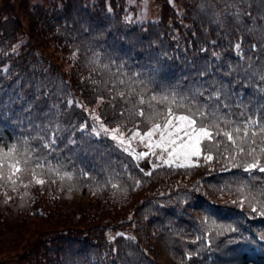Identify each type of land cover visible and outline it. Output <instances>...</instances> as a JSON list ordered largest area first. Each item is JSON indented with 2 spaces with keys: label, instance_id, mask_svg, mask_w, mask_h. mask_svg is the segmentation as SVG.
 <instances>
[{
  "label": "trees",
  "instance_id": "16d2710c",
  "mask_svg": "<svg viewBox=\"0 0 264 264\" xmlns=\"http://www.w3.org/2000/svg\"><path fill=\"white\" fill-rule=\"evenodd\" d=\"M159 3L137 22L126 0H0V264H264V136L146 170L102 131L198 88L264 123V0Z\"/></svg>",
  "mask_w": 264,
  "mask_h": 264
},
{
  "label": "snow or ice",
  "instance_id": "6c2138e0",
  "mask_svg": "<svg viewBox=\"0 0 264 264\" xmlns=\"http://www.w3.org/2000/svg\"><path fill=\"white\" fill-rule=\"evenodd\" d=\"M239 49V44L236 46ZM123 83V81H121ZM123 96V93L120 94ZM178 94L164 95L159 98L153 96L151 100L147 101L149 108H154L152 101L157 104L164 106L163 111H154L151 115H146L143 109H140L135 114L145 119L152 121L158 120L159 122L153 123L152 127L147 130L143 135L140 133L139 129L132 133L129 138L135 139L140 137L141 142H144V137H147L149 141L156 135L157 132L160 134V142L155 145V147L161 148L160 159L164 164L170 165V159L179 158L180 155H192L197 156L201 153H210L213 148L219 149L222 144L227 143V146L231 147L234 152L244 153L245 148L242 144H247L249 141L255 143V137L257 134L264 136V123L258 119H253L252 117H247L243 124H236L234 121L228 119L229 114H224L222 109L228 108V105L221 100V90L214 89L205 96V91L202 89H195L192 91L191 96ZM200 98H203L201 101ZM227 99V97H225ZM141 105L145 104L146 101L143 97L139 99ZM241 106L240 104L237 105ZM177 109H183L181 112H177ZM264 114V110L262 113ZM241 116H246L245 112H241ZM162 118V119H161ZM98 119V118H97ZM38 132L41 131L39 126H36ZM62 131L60 128L55 129H45L44 134L40 136L42 147L49 150V152L54 151V145L59 138V133ZM83 131V129H81ZM104 132H108V129H103ZM119 130H113L112 138L115 139V132ZM97 136L100 135L99 132L95 133ZM122 135V134H121ZM45 136L47 139L45 140ZM223 137L224 139H218ZM124 141L121 140V143ZM70 143H75L71 140ZM264 143V140H262ZM151 146V145H146ZM169 148L171 151H169ZM179 149V151H178ZM127 150V149H125ZM14 151V149L12 150ZM255 151L254 149L248 152L249 155ZM164 153H167L169 159L164 158ZM155 154V153H153ZM6 156L9 154H5ZM142 155H147L143 153ZM137 159L140 155H137ZM205 160H210L212 157L209 154H205L203 157ZM234 158V157H232ZM27 161H25L26 163ZM21 162L14 161L9 167L13 170V173H18L21 168L18 166ZM0 164V168H2ZM258 165L253 163L246 171H250L256 168ZM37 168H42L43 164L37 162ZM259 170L264 172V167H260ZM149 174L150 173H146ZM11 179V177H9ZM43 184V180L37 181ZM15 183V181H13ZM255 211V209H253Z\"/></svg>",
  "mask_w": 264,
  "mask_h": 264
},
{
  "label": "rangeland",
  "instance_id": "374dc122",
  "mask_svg": "<svg viewBox=\"0 0 264 264\" xmlns=\"http://www.w3.org/2000/svg\"><path fill=\"white\" fill-rule=\"evenodd\" d=\"M132 4L133 7H130ZM125 7L127 15L137 22H143L148 19L155 18L159 15L161 8L159 0H126ZM103 129H108V132H104ZM116 129H118L119 131L115 132V139L119 142L123 140L124 146L134 155L135 158L137 157V155H140V158H136V160L144 169L149 170L155 165L163 163L162 160L159 158L161 155V148L155 147V145L160 142L159 132H157L156 135H154L150 141L147 137H144V142L142 143L139 136L135 139H131V141L129 142V138L132 136V133L136 132L137 130L130 134H127L126 132L119 129L117 125L104 124L102 131L110 136H113V130ZM145 132L140 133L143 135V133ZM169 151H171L170 148ZM143 153H147V155H142ZM164 158L169 159L167 153H164ZM196 158L197 156L182 154L179 156V158L170 159L169 162L170 164H189L194 162Z\"/></svg>",
  "mask_w": 264,
  "mask_h": 264
}]
</instances>
